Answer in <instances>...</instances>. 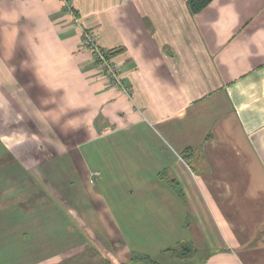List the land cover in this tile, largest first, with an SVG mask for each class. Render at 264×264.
I'll use <instances>...</instances> for the list:
<instances>
[{
  "label": "crops",
  "instance_id": "obj_1",
  "mask_svg": "<svg viewBox=\"0 0 264 264\" xmlns=\"http://www.w3.org/2000/svg\"><path fill=\"white\" fill-rule=\"evenodd\" d=\"M69 2L0 0V264H264V0Z\"/></svg>",
  "mask_w": 264,
  "mask_h": 264
},
{
  "label": "built area",
  "instance_id": "obj_2",
  "mask_svg": "<svg viewBox=\"0 0 264 264\" xmlns=\"http://www.w3.org/2000/svg\"><path fill=\"white\" fill-rule=\"evenodd\" d=\"M64 7L68 11H72V6L70 0H62ZM81 40L80 43L83 44L91 53L92 61L95 65L103 72V74L109 79L111 85L116 89L125 91V86L119 74V66L114 63L112 59L107 55L105 50L99 46L94 34L87 30L82 29L80 32Z\"/></svg>",
  "mask_w": 264,
  "mask_h": 264
},
{
  "label": "trees",
  "instance_id": "obj_3",
  "mask_svg": "<svg viewBox=\"0 0 264 264\" xmlns=\"http://www.w3.org/2000/svg\"><path fill=\"white\" fill-rule=\"evenodd\" d=\"M212 0H188V7L190 12L196 13L202 10L205 6H207ZM109 55V54H107ZM191 149L187 148L185 152V158L190 159L193 153L190 151ZM198 156V155H196ZM198 158V157H197ZM194 163V162H193ZM194 166V164H193ZM187 244V245H186ZM191 244V243H190ZM188 243H179L177 247L172 250L173 252H177L178 255L185 256L184 249H190L191 245ZM178 248V249H177ZM127 264H160L155 261L152 257L144 253H138L133 251L131 253L129 262Z\"/></svg>",
  "mask_w": 264,
  "mask_h": 264
},
{
  "label": "rangeland",
  "instance_id": "obj_4",
  "mask_svg": "<svg viewBox=\"0 0 264 264\" xmlns=\"http://www.w3.org/2000/svg\"><path fill=\"white\" fill-rule=\"evenodd\" d=\"M80 40V39H79ZM79 46L81 47V49H83V50H85V51H87L90 55H91V53H90V51L83 45V44H81L80 43V41H79ZM99 69V68H98ZM100 70V69H99ZM101 71V70H100ZM101 73L103 74V72L101 71ZM104 75V74H103ZM112 87L113 88H115L113 85H112ZM116 89V88H115ZM117 90H120V89H117ZM124 92H126V93H128V89L127 88H125V91ZM2 180H0V182H1ZM1 185V184H0ZM10 185V184H9ZM2 186V185H1ZM0 186V187H1ZM13 187V186H12ZM0 197H3V193H0ZM24 201H28L26 198H24L23 199Z\"/></svg>",
  "mask_w": 264,
  "mask_h": 264
}]
</instances>
